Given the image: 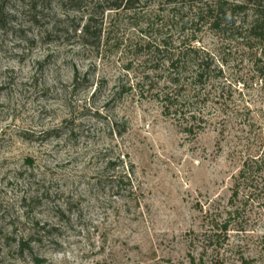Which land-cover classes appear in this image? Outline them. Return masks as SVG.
Masks as SVG:
<instances>
[{"label":"rangeland","instance_id":"rangeland-1","mask_svg":"<svg viewBox=\"0 0 264 264\" xmlns=\"http://www.w3.org/2000/svg\"><path fill=\"white\" fill-rule=\"evenodd\" d=\"M165 1L102 13L100 0H0V264H190L203 254L208 217L230 208L243 163L264 152L261 47L245 14L197 33L221 74L189 109L198 122L187 133L155 98L169 77L155 49L190 38L181 28L194 14ZM90 16L100 35L83 39ZM259 204L231 228L239 248L226 264H264Z\"/></svg>","mask_w":264,"mask_h":264},{"label":"trees","instance_id":"trees-1","mask_svg":"<svg viewBox=\"0 0 264 264\" xmlns=\"http://www.w3.org/2000/svg\"><path fill=\"white\" fill-rule=\"evenodd\" d=\"M69 1L78 5V9L83 2V0ZM100 1H102L99 3L100 5H108L102 13L120 10L132 13L140 3L146 0ZM165 3L175 8L180 6L187 9L188 13L194 14V18L187 23L190 24V28H187L186 25L181 28V31L185 33L191 30V37L189 38L187 35L188 40L184 37L177 48L169 49L173 53L168 52L167 48L164 50L155 49L156 53L162 52L167 55L164 63L169 74L165 81L166 85L156 94L155 98L162 105L165 116H174L176 119L183 120L185 123L184 131L193 133L195 128L193 123L198 122V118L189 109L198 104V99L201 96H205L203 93L208 87L210 75L213 73L221 74L220 71L218 72L215 59L211 53L199 47V41L196 38L197 33H200L203 27L212 32L224 31L228 26L234 27L238 16L245 14L249 19L245 24L247 38L257 42V45L261 47L258 62L262 68L258 72L264 75V0H242L241 4L231 3V0H166ZM2 13L1 10L0 21H3L5 16ZM93 21V16H90L81 27L80 34L83 39L99 38L100 33L99 35L93 33ZM74 84H77V77L74 79ZM154 88L150 86L148 91H153ZM187 88L192 91L187 93L185 90ZM184 91L185 95H183ZM123 93H125L124 90L119 93L120 97L124 95ZM110 182L112 187H120L121 180L113 178ZM241 195L246 198L245 205L241 203L240 206H237L235 201L238 202ZM251 201L254 205H260V201L264 202V152L255 158L245 160L243 163L238 176L235 178L230 208L223 213L212 214L208 217L205 231L197 237L203 254L199 259L191 256L190 264H208L207 259L210 264H226L227 257L231 256L236 248H239L228 244L231 228L233 225H239L244 221L247 204ZM239 231H243V228ZM245 261L243 260V264H252V261Z\"/></svg>","mask_w":264,"mask_h":264}]
</instances>
